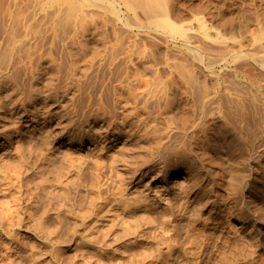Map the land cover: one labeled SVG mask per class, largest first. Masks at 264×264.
Segmentation results:
<instances>
[{"label": "rangeland", "instance_id": "374dc122", "mask_svg": "<svg viewBox=\"0 0 264 264\" xmlns=\"http://www.w3.org/2000/svg\"><path fill=\"white\" fill-rule=\"evenodd\" d=\"M41 3L48 12L35 15ZM3 71L2 103L24 93L38 104L54 88L90 133L94 121L138 122L147 165L189 161L200 195L148 213V230L103 223L128 194L113 157L55 155L51 132L19 140L0 160V264H264V0H0Z\"/></svg>", "mask_w": 264, "mask_h": 264}, {"label": "bare ground", "instance_id": "6f19581e", "mask_svg": "<svg viewBox=\"0 0 264 264\" xmlns=\"http://www.w3.org/2000/svg\"><path fill=\"white\" fill-rule=\"evenodd\" d=\"M39 5V11H38V6H36V12H35V15L36 14H42L46 12H48V10H46L44 8V3H41L40 4H37ZM44 14V15H45ZM35 15L33 17H35ZM35 19V18H34ZM17 45V44H16ZM20 46V45H19ZM18 46V47H19ZM44 62H47V60H45ZM51 64V62H49ZM49 63H48V66H49ZM53 63V62H52ZM15 65V63H13ZM43 64V63H42ZM54 64V63H53ZM11 65V63H10ZM13 65V66H14ZM21 66V64H18L17 66ZM44 65V64H43ZM12 66V67H13ZM16 66V68H17ZM19 66V67H20ZM42 66V65H40ZM55 66V65H54ZM53 66V67H54ZM9 67V66H8ZM8 67H6L8 69ZM11 66L10 68L13 69ZM43 67V66H42ZM52 67V66H51ZM9 68V69H10ZM45 68V71L49 68L46 69ZM10 69V70H11ZM15 69V68H14ZM13 69V70H14ZM51 69H55V68H51ZM39 70V69H38ZM43 70V69H42ZM9 71V70H8ZM15 71V70H14ZM14 71H11V72H14ZM54 71V70H53ZM39 72V71H38ZM37 72V73H38ZM42 72V71H41ZM51 72V71H50ZM48 71V73H50ZM36 74V73H35ZM41 74V73H39ZM52 74V73H51ZM10 73L8 74L7 72H0V89L2 90V88H5L7 85H10L9 83V78H10ZM43 75V74H41ZM40 75V76H41ZM53 75V74H52ZM12 76V74H11ZM42 77V76H41ZM47 77H50V76H47ZM52 77V76H51ZM13 78V76H12ZM11 78V79H12ZM36 78V77H35ZM44 78V77H43ZM73 78V77H72ZM10 79V80H11ZM39 79V78H38ZM50 79V78H49ZM55 79V78H53ZM51 79V80H53ZM14 80V79H13ZM41 80V79H40ZM15 81V80H14ZM38 81V80H37ZM48 81H46L45 83H47ZM39 83V82H38ZM42 83V82H41ZM52 83V82H51ZM56 83V82H55ZM54 83V84H55ZM36 84V82H35ZM40 84V83H39ZM38 84V85H39ZM49 84V83H47ZM12 85V84H11ZM10 85V86H11ZM43 85V84H42ZM52 85V84H51ZM72 85V84H71ZM16 86V84L14 85ZM22 87V85H19ZM35 86V85H34ZM49 86V85H48ZM13 87V86H12ZM51 87V86H50ZM17 88V87H16ZM20 88V87H19ZM23 88V87H22ZM21 88V90H22ZM40 89L39 86H37V89ZM49 88V87H48ZM13 89V88H12ZM18 89V88H17ZM16 89V91H17ZM47 89V88H45ZM54 88H51V89H48V90H44L42 91V94H40L41 96V101L38 102V104H30L29 102L31 100H27L29 98L26 99V97H22V95L24 94H21V97H17V98H13L12 97H9V98H5L6 100L2 103L1 100H4V99H0V160H5L6 158H9L10 159V156H17V152L14 151V146H13V143L14 142H18L19 140H27L29 141L30 139L32 140V143L35 145L34 141L36 142V140L33 141V139L36 137H39V135H43V133L45 132H51L52 134L55 135V138H56V142H55V147H54V150H51L53 151V153H55V155H59V154H66L67 152H75L78 153V155H80L79 153L80 152H87V153H90V154H93L95 153L96 151H99L101 152L103 155H108L110 157H113L116 162L119 163V168L122 172L126 173L127 175V180H126V189L128 190V194L124 195V197H120L121 199V202H117V207H116V211H112L111 213L110 212H107L106 214L109 213V215L104 218L102 217L104 220L102 221L103 223L104 222H109V221H113L114 219L119 222L121 219V217L124 219V217H128L131 219V221L133 222H136L137 225L141 226V227H145V229L148 230V222L150 223L149 220H147V228H146V216H148L152 211H164V210H168V212L166 213V215L169 213L170 209L173 210V207L175 208L177 206L176 201L177 199H180V200H183L184 198L187 199V197H190V199L192 201L195 202V199H197L200 195V193L198 192V188L200 189V187L197 188V185H196V182H197V179H196V176L195 174L197 173V170L195 172L194 168L192 167V165L189 163V161L187 162L185 159L184 160H181L180 158H176L175 157L174 159L173 158H168V160L166 159H156V162H154L155 160H153L154 158L152 159L153 163L150 164V166H148V161L147 159L150 160V156L152 154V152H146L147 154L150 153L149 155V158H146L143 159L144 157V154H145V149H146V146H145V143L146 141L148 140H144L143 136L146 134V132H144L143 136L141 135V131H140V125H136V123H123L121 124L120 126H112V125H109L107 124L105 121H94L95 123H99L101 124L100 125V128L98 127L95 131V133H90V131H93L94 128L92 126H89V127H80L79 126H76L74 124V122L72 121L71 119V115H70V112L68 110V100H67V97H66V94H63L62 95H58L57 93L58 92H55L53 90ZM0 90V91H1ZM36 89L33 90V92L35 91ZM41 90H42V87H41ZM56 93H54L53 91ZM7 91V90H6ZM10 88H9V91L7 92V95L5 94V96L7 97L8 96V93L10 92ZM15 91V93H16ZM67 91V90H66ZM71 91V89H70ZM5 92V91H4ZM14 92V91H13ZM41 92V91H40ZM44 92V93H43ZM64 92V91H63ZM69 92V91H68ZM2 93V92H1ZM12 93V92H11ZM10 93V94H11ZM14 93V94H15ZM36 93V92H35ZM34 93V94H35ZM39 94V93H37ZM35 94V95H37ZM18 95V94H17ZM25 95V94H24ZM27 95V94H26ZM34 95V96H35ZM19 96V95H18ZM39 96V95H38ZM37 96V97H38ZM72 96V94H71ZM27 97H31L30 96H27ZM36 97V98H37ZM39 97V98H40ZM1 98H4V95L3 97ZM34 98V97H33ZM210 99V98H208ZM135 115V114H134ZM133 115V116H134ZM12 119L14 120V122H16V124H18L19 126V137H15L13 138L12 137V133L14 132L11 128V125L12 124ZM96 120V119H95ZM140 120V119H138ZM92 121V120H91ZM126 121V120H125ZM124 121V122H125ZM133 121V120H132ZM109 122V121H108ZM117 122V121H116ZM123 122V121H122ZM141 122V121H140ZM110 123V122H109ZM118 123V122H117ZM91 124V123H90ZM89 124V125H90ZM111 124H112V121H111ZM140 124V123H139ZM78 125V124H77ZM83 125V124H82ZM84 126V125H83ZM95 126V125H93ZM98 126V125H97ZM13 127V126H12ZM142 127V126H141ZM90 128V129H89ZM13 129L15 130V127H13ZM142 130V128H141ZM144 130V129H143ZM77 131V133H75ZM79 131H83L84 134H78ZM17 134V133H16ZM47 134V133H46ZM48 135V134H47ZM147 135V134H146ZM43 137V136H42ZM19 138V139H18ZM21 138V139H20ZM44 138V137H43ZM147 138V137H146ZM29 139V140H28ZM38 140V139H37ZM41 141H42V138H41ZM39 144L42 143L40 142V140L38 141ZM30 143V142H29ZM37 143V142H36ZM151 144V143H150ZM15 145V144H14ZM20 145V144H19ZM38 145V144H37ZM18 146V145H17ZM29 146V145H28ZM32 146V145H31ZM147 146H151V145H148ZM27 147V146H26ZM17 148V147H16ZM51 148V147H50ZM53 148V147H52ZM149 147H147L148 149ZM152 148V147H151ZM150 148V149H151ZM23 149V147L21 146V150ZM32 149V148H31ZM160 149V148H159ZM19 150V149H18ZM19 150V151H21ZM25 151V150H24ZM23 151V152H24ZM35 150H33V153H34ZM149 151V150H147ZM162 151V150H161ZM26 152H29L28 150ZM24 152V153H26ZM46 152V151H45ZM163 152V151H162ZM22 153V154H24ZM32 153V152H31ZM32 153V154H33ZM36 153V152H35ZM34 153V154H35ZM49 153V152H47ZM161 153V152H160ZM173 153V152H171ZM170 153V154H171ZM176 153V152H175ZM28 154V153H27ZM33 154V156H34ZM37 154V153H36ZM73 154V155H75ZM86 154V153H85ZM179 154V153H178ZM177 154V156H178ZM26 155V154H25ZM24 155V156H25ZM48 155V154H47ZM46 155V156H47ZM51 155V154H50ZM84 155V153H83ZM89 155V154H88ZM99 155V154H98ZM160 155V154H159ZM164 155V154H163ZM173 155V154H171ZM170 155V157H171ZM182 155V154H181ZM20 156V155H19ZM30 155L28 154V157ZM36 156V155H35ZM53 156V155H52ZM52 156H49L50 159ZM65 156V155H63ZM68 156H72L71 154L70 155H67ZM81 156V155H80ZM79 156V157H80ZM94 156V155H93ZM162 156V155H161ZM169 156V155H167ZM180 156V155H179ZM27 157V156H25ZM62 157V156H61ZM69 157V159H70ZM77 157V156H76ZM103 157V156H102ZM148 157V156H147ZM157 157V156H156ZM185 157V156H184ZM183 157V158H184ZM30 158V157H29ZM46 157L41 158V160H47V158L45 159ZM55 158V157H53ZM58 158V157H57ZM66 158V156L64 157ZM63 158V159H64ZM73 158V157H71ZM91 158V157H90ZM97 158V157H95ZM101 158V156H100ZM167 158V157H166ZM62 159V161H63ZM74 159H75V156H74ZM78 159V158H77ZM76 159V161H77ZM93 159V158H92ZM54 160V159H52ZM60 160V159H59ZM68 160V159H67ZM8 161H11V160H8ZM13 161V159H12ZM132 161L134 162H141L140 165L137 166L138 167H134L132 163ZM147 161V162H146ZM151 161V162H152ZM6 162V161H5ZM4 162V163H5ZM45 162V161H44ZM47 162V161H46ZM59 162V161H58ZM1 163V162H0ZM22 164V162H20ZM56 163V162H54ZM76 163V162H75ZM78 163V162H77ZM150 163V162H149ZM7 164V163H6ZM11 163H9L8 166H11L10 165ZM73 164V163H71ZM4 165V164H3ZM7 166V167H8ZM17 167L20 166V164L16 165ZM39 166V165H38ZM60 166V165H58ZM74 166V165H73ZM77 166V165H76ZM2 167V166H1ZM6 167V166H5ZM16 167V168H17ZM37 167V166H36ZM40 167V166H39ZM48 167V166H46ZM68 167V166H67ZM15 168V169H16ZM34 168V167H33ZM64 168V167H63ZM63 168H61L62 170H64ZM71 168V167H70ZM196 168V166H195ZM5 169V168H4ZM13 169V168H12ZM11 168H10V171H13ZM19 169V168H17ZM39 169V168H38ZM37 169V170H38ZM61 169L59 172H61ZM69 170V168H67ZM66 169V170H67ZM73 169V168H72ZM117 169V168H116ZM36 170V171H37ZM43 170V169H41ZM75 170V169H73ZM115 170V169H114ZM2 171H3V168H2ZM40 171V169H39ZM38 171V172H39ZM37 172V173H38ZM69 172V171H68ZM73 172V171H72ZM41 173V172H40ZM62 174L64 173L61 172ZM71 173V172H70ZM68 173V174H70ZM74 173V172H73ZM71 173V174H73ZM116 173V171H115ZM1 174V173H0ZM41 174H46L45 173H41ZM66 172L64 175H67ZM117 174L118 171H117ZM2 175H3V172H2ZM47 175V174H46ZM120 175V174H119ZM123 175L122 178H124V175L125 174H121ZM120 175V176H121ZM125 175V177H126ZM198 175V174H197ZM1 176V175H0ZM51 176V175H50ZM53 176V174H52ZM56 176V175H55ZM61 177V175H60ZM64 178V176H62ZM53 178V177H52ZM48 179V178H47ZM56 179V178H55ZM59 180V177L57 178ZM56 179V180H57ZM62 179V178H61ZM65 179V178H64ZM196 179V180H195ZM52 180V179H51ZM49 180V181H51ZM57 180V182H58ZM63 180V179H62ZM5 181V180H4ZM48 181V180H47ZM46 181V182H47ZM55 181V180H54ZM196 181V182H195ZM1 182V180H0ZM60 182V181H59ZM2 183V182H1ZM52 184V181L50 182ZM49 182L47 183L48 185L50 184ZM62 183V182H61ZM64 183V182H63ZM125 183V182H124ZM199 183V182H197ZM5 184V182H4ZM45 185V186H48V185ZM50 184V185H51ZM55 183H53L54 185ZM57 184V183H56ZM52 185V186H53ZM57 185H61L62 184H57ZM44 186V185H43ZM60 187V186H59ZM2 189V187H0ZM55 188V186H54ZM1 191V190H0ZM4 191V189L2 190ZM2 191H1V195H2ZM183 198V199H181ZM189 199V201H190ZM119 200V199H118ZM185 200V199H184ZM176 201V202H175ZM174 203H175V206H174ZM192 203V202H191ZM7 204H10L9 202H7ZM6 204V205H7ZM116 204V203H115ZM11 206V204H10ZM9 206V208H10ZM115 206V205H114ZM112 206V208L114 207ZM8 207V206H7ZM12 208V207H11ZM10 208V209H11ZM13 210V209H11ZM112 210V209H111ZM110 210V211H111ZM115 210V209H114ZM251 210V207H248V211ZM253 211V209H252ZM175 212V211H174ZM174 212H172L174 214ZM149 213V214H148ZM171 213V211H170ZM148 214V215H147ZM176 214V213H175ZM165 215V214H164ZM180 215V214H179ZM183 215V213H182ZM106 216V215H105ZM170 216V215H169ZM188 216V215H187ZM186 216V217H187ZM172 217V216H171ZM170 217V219H171ZM179 218V217H178ZM188 218V217H187ZM120 219V220H118ZM149 219V217L147 218ZM114 220V222H115ZM125 220V219H124ZM122 220V223L124 224V222L127 220ZM188 221V219H186ZM124 221V222H123ZM175 221V220H173ZM177 221V220H176ZM180 221V220H179ZM238 223L241 224V227H246L248 225V219L246 217H242V216H239L238 217ZM127 222V221H126ZM125 222V225L128 226L129 221H128V224ZM132 223V224H135V223ZM184 222V221H183ZM186 222V221H185ZM100 223V219L99 221L97 222V224ZM110 223V222H109ZM113 223V222H112ZM110 223V224H112ZM116 223V222H115ZM178 223V222H177ZM96 224V226H97ZM106 224V223H105ZM118 224V223H117ZM120 224V223H119ZM136 224L134 225L136 227ZM181 224V223H180ZM178 223V225H180ZM183 224V223H182ZM104 225V224H102ZM113 225V224H112ZM110 226V225H109ZM130 226V225H129ZM128 226V227H129ZM3 227V226H2ZM101 227V226H100ZM103 227V226H102ZM101 227V228H102ZM105 227V226H104ZM116 227V224L115 226ZM131 229H133L134 227L131 225ZM138 227V226H137ZM136 227V228H137ZM140 227V228H141ZM180 227V226H179ZM96 228V227H95ZM113 228V226H112ZM110 227V230L112 229ZM178 228V227H177ZM29 229H32L29 227ZM28 229V230H29ZM105 229H108V227L106 226ZM130 229V227H129ZM128 229V230H129ZM139 229V227L137 228ZM95 230V229H94ZM99 230V228H98ZM104 230V229H101V231ZM114 230V228L112 229ZM141 230V229H140ZM32 231V230H31ZM36 231V230H35ZM93 231V228L91 230V232ZM96 231V230H95ZM109 231V229H108ZM115 231V230H114ZM113 231V232H114ZM130 231V230H129ZM139 231V230H138ZM138 231H134V232H137ZM143 231V230H142ZM141 231V232H142ZM146 231V230H145ZM29 232V231H28ZM33 232V231H32ZM110 232V231H109ZM108 232V233H109ZM133 232V233H134ZM5 233V232H4ZM38 233V231L36 232ZM40 233V232H39ZM38 233V234H39ZM93 233H95L93 231ZM98 233V231H97ZM100 233V231H99ZM112 233V232H110ZM109 233V234H110ZM35 234V233H34ZM33 234V235H34ZM108 234V236H109ZM143 234V233H142ZM37 235V234H36ZM116 235V234H114ZM135 238H136V241L138 240H141V237L136 233L134 234ZM1 236V235H0ZM43 236V235H42ZM93 236H95L93 234ZM111 236V235H110ZM45 237V236H44ZM92 237V236H91ZM112 237V236H111ZM114 237V236H113ZM112 237V239H113ZM117 237V236H115ZM144 237V236H143ZM40 238V236H39ZM90 239V237H88ZM132 238V237H131ZM133 238V239H135ZM88 239V241H89ZM93 239V238H91ZM90 239V240H91ZM115 239V238H114ZM144 239V238H142ZM3 240V239H2ZM6 240V239H5ZM95 241V239H93ZM91 240V241H93ZM118 240V238L116 239ZM119 241V240H118ZM123 241V240H121ZM1 242V241H0ZM117 242V241H116ZM2 243V242H1ZM0 243V245H1ZM94 242H90L89 241V245L90 246H93L95 248V244L93 245ZM120 243V242H119ZM118 244V243H117ZM123 244V243H122ZM121 244V245H122ZM97 245V244H96ZM119 245V244H118ZM88 246V245H87ZM104 246V245H103ZM102 246V247H103ZM105 246H107L105 244ZM108 246H110L108 244ZM107 246V247H108ZM101 247V246H100ZM99 247V248H100ZM101 247V249H102ZM90 248V247H89ZM93 248V249H94ZM111 248V246L109 247V249ZM2 249V248H0ZM98 249V247H97ZM100 249V251H101ZM105 249V247H104ZM103 249V250H104ZM107 249V248H106ZM105 249V250H106ZM166 250V249H165ZM164 250V251H165ZM8 251V250H7ZM11 252V250H9ZM117 251V250H116ZM115 251V252H116ZM167 251V250H166ZM165 251V252H166ZM4 252V251H3ZM109 253V250L107 251ZM118 252V251H117ZM116 252V254H117ZM2 253V252H1ZM107 253V254H108ZM113 253V252H112ZM169 253V252H168ZM15 255V254H14ZM6 255H4L5 257ZM12 257V256H10ZM2 258V257H1ZM10 259V258H9Z\"/></svg>", "mask_w": 264, "mask_h": 264}]
</instances>
